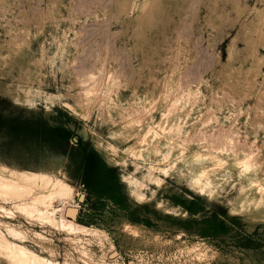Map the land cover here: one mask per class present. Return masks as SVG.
Returning <instances> with one entry per match:
<instances>
[{
    "label": "rangeland",
    "instance_id": "obj_1",
    "mask_svg": "<svg viewBox=\"0 0 264 264\" xmlns=\"http://www.w3.org/2000/svg\"><path fill=\"white\" fill-rule=\"evenodd\" d=\"M174 105L185 121L169 140L254 155L264 168V0H0V174L51 178L18 204L65 182L73 195L53 201L57 221L100 235L2 200L13 215L0 212L1 223L60 264H264V222L229 213L232 182L210 198L192 184L204 162L177 166L179 178L159 156L127 152ZM97 143L118 163L98 153L103 169L88 188L86 151ZM126 222L143 232L126 233Z\"/></svg>",
    "mask_w": 264,
    "mask_h": 264
},
{
    "label": "bare ground",
    "instance_id": "obj_2",
    "mask_svg": "<svg viewBox=\"0 0 264 264\" xmlns=\"http://www.w3.org/2000/svg\"><path fill=\"white\" fill-rule=\"evenodd\" d=\"M175 105L174 107L170 106L171 108L168 110V113L163 115L162 121L156 127L150 126L146 129L145 135L137 143L139 147H129L127 152H131L132 155L138 158L152 154L157 155L161 159L160 163H170V167L164 170V173L168 176L175 175L179 178L182 173V175H185V173L184 171L179 173L176 168L177 166L185 165L189 167L190 164L204 162L202 166L194 168L191 171L193 187L199 192L209 193L210 198H215L218 195L216 189H221L223 185L230 181L233 188L236 189L237 195L229 201V213L231 215L247 216L253 223L264 222V168L261 169L262 167L258 165L254 155L245 153L236 155L233 150L221 151V154L212 155L193 150L191 146L184 142L169 140L165 136L166 131L172 132V130H176L181 134L183 122L185 121L183 118L179 123H176L177 108ZM97 144L99 147H96V152L102 153L106 162L109 161L113 165H117L118 160L111 154L102 151L100 149L101 145ZM161 150L166 151V154H163ZM10 173L9 176H12L13 171ZM9 176L0 174V200L14 202L13 210L22 211L27 218H36V220L53 225L61 224V226L68 230L74 231L73 233L85 234L86 232H93L95 234L97 232L89 227L78 225L75 223L76 221L65 219V215L62 214L60 220L57 221L54 211H52L53 201L59 199L61 202H64L68 197L73 195V188L65 182L57 181L53 192L45 196L38 194L31 203L18 204L17 201L22 200L23 197L30 194L34 185L39 181L41 185L49 186V184H52V180L49 176H41L37 173L21 172L18 177ZM157 182L163 183L162 180H158ZM139 199L149 200L144 196H139ZM156 209L163 210L164 212L168 211L159 201L156 203ZM0 212L8 214V216L13 215L11 207L7 209L4 206H0ZM70 213H73L72 216H74L75 212L70 211ZM123 228L128 234L137 235L143 232L139 225L131 222H126ZM34 235L38 237V234L33 233ZM38 238L43 239L40 235ZM28 240L32 239L22 228L9 223H1L0 221V256H4L10 264H60L54 259L55 254L51 247L37 243L36 249H32L27 244ZM95 259L97 260V258ZM97 262L99 264H109L110 262L113 264L118 263L119 260L117 258L116 260L103 258ZM63 263L71 264L68 260H65Z\"/></svg>",
    "mask_w": 264,
    "mask_h": 264
},
{
    "label": "trees",
    "instance_id": "obj_3",
    "mask_svg": "<svg viewBox=\"0 0 264 264\" xmlns=\"http://www.w3.org/2000/svg\"><path fill=\"white\" fill-rule=\"evenodd\" d=\"M87 155L85 158V164L83 169L84 175V185L91 188L95 185L97 180L100 178V173L103 169L101 160L96 151L88 149L86 151Z\"/></svg>",
    "mask_w": 264,
    "mask_h": 264
}]
</instances>
